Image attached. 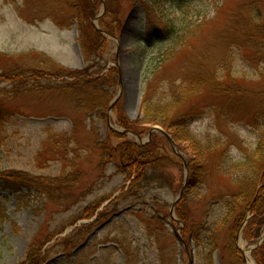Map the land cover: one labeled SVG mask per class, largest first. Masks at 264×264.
<instances>
[{
    "label": "rangeland",
    "instance_id": "374dc122",
    "mask_svg": "<svg viewBox=\"0 0 264 264\" xmlns=\"http://www.w3.org/2000/svg\"><path fill=\"white\" fill-rule=\"evenodd\" d=\"M82 1L0 0V264H32L34 243L38 248L33 251L40 249L38 256L45 259L41 264H245L240 243L250 249L257 264L253 254L261 240L260 246L264 243V227L255 244L245 238L254 204L234 246L229 226H221L220 205L210 204L234 191L238 167L233 164L250 156L264 133V58L243 45L247 0L87 3L93 27H100L95 19L104 8V14H116L120 20L117 40H110L105 55L107 71L118 70L111 67L118 56L123 76V95L109 122L108 112L105 120L96 113L102 96H96L93 77L88 85L77 87L69 86L73 80L66 78L67 71H81L93 63L77 41L75 23L85 17ZM169 29L181 39L165 36ZM34 72L45 74V79L32 77ZM119 89V84L112 89L110 103ZM146 92L163 104L181 98L174 117L186 119L183 126L191 140L176 145L188 168L166 143L167 158L154 167L159 181L140 198H122L100 221L103 205L126 194L131 180L119 158L101 164L98 140L113 133V146L124 141L148 143L149 133L139 141L123 133L128 130L122 125L141 118ZM119 135L124 139L116 138ZM192 147L217 150L215 161L181 203V211L198 227L217 222L222 253L215 252L213 262L203 244L196 247L184 236L186 223L177 215V206L171 214L185 181L189 186L195 177L197 155ZM215 162L226 169L224 174ZM31 177L66 178L68 196L50 190L55 196L51 198L37 187L20 185ZM263 188L260 182L254 198L263 194L259 192ZM152 202L164 216L160 220ZM88 208L89 214H84ZM75 220L76 225L68 226ZM75 226L89 227L76 240L88 239L87 244L56 246L74 233ZM61 229V235L47 242Z\"/></svg>",
    "mask_w": 264,
    "mask_h": 264
},
{
    "label": "trees",
    "instance_id": "16d2710c",
    "mask_svg": "<svg viewBox=\"0 0 264 264\" xmlns=\"http://www.w3.org/2000/svg\"><path fill=\"white\" fill-rule=\"evenodd\" d=\"M91 1L92 0L82 1L81 4L85 17H78V22L75 24H77L78 27L77 41L82 46V49L85 51V53L90 56L91 59H93V63L86 66L81 71H67L66 78L68 80H73L68 84L69 86L77 87L79 85L82 86L83 84L88 85L90 83L88 78L92 79L93 77V81L96 82V96L97 94L102 96V101L97 103L96 113L100 120H105L106 112L112 99V89L118 86L120 74L115 68L109 69L107 71L105 55L109 50L108 46L110 41L92 26L91 22L94 18V15L90 14L88 8L86 7L88 6L87 3H90ZM261 2V0H259V2H257V0H247L244 3L243 9L246 12L244 26L242 19L239 18L238 21L240 22L241 31L243 26V33H245L243 41L244 48L251 50L256 56L264 58V21L262 19L263 13L261 10ZM99 23L101 29L115 37L118 36L119 27L117 26L120 24V20H118L116 14L112 15L111 13H106L100 19ZM165 36L171 37L173 40H177L179 38L181 39V35H177L173 29H169L168 34ZM142 43L144 44L143 41ZM91 70H93L94 73H90ZM49 74L54 77L57 76L55 74ZM32 77L38 80H43L45 79V74L34 72ZM147 94L148 92L145 93L143 99L141 118L135 122L126 123V121H123L122 125H124L127 130L138 134L140 137L148 134L151 128L159 126L163 128L176 143L182 142L183 140L185 142L191 140V138L186 135L187 130L183 126L185 124L184 122H186V119L181 118L178 120V122L174 117L176 112L173 110L177 104H180L181 98H177L176 101H171L172 99H170L167 103L163 104L158 101H152ZM174 102L176 103L174 104ZM113 136H115V134L109 133L107 138L98 140L99 149L102 155L101 164L106 165L108 163H114L116 158H119L125 163V167L123 169L130 173L129 180H131V183L126 194H123L121 197L113 201L108 207L105 208V211L100 214V217L98 218L100 221L105 219L109 214H112L111 209L117 208L122 198H140L142 193L146 194L150 186L160 179L157 177L158 175L154 171V167L162 162V160L167 158V154H164V151L166 149L165 144L168 142L164 137L158 134L152 135L151 141L144 146L138 145L132 141H124L123 143H118L117 145L113 146ZM116 138L124 139V137L120 135ZM192 143H195L194 139H192ZM192 149L197 155L195 158L196 161L193 163V175L195 177L189 183L186 191H191L194 189V186L197 184V182L201 181V176L204 175L208 170L209 164H212L211 162L215 161V158L217 157V150L212 148L199 147L194 149V147H192ZM215 165H218L217 167L220 171H222V174L225 173L226 169H224L220 163L215 162ZM233 165H235V168L238 167V176L235 178L232 177V182L235 186L234 191L228 195L222 196L215 203L212 201L210 204L211 206L215 204L220 205V208L222 209L221 226L223 225L222 228L229 226L233 239L231 244L234 246L236 235L246 219L248 208L253 203L254 205L251 211L254 216L248 223V227L245 231V238L251 244H255L260 238L261 231L264 227V188L259 191L260 193L263 191V194H260L258 199L254 202L256 188L260 182H264V133H260L257 146L253 153L241 160L238 164ZM19 175L20 174L18 173L17 176ZM64 179L57 178L48 181L47 179L43 178L31 177L29 179H25V181H22V184L20 185L31 189L37 187L42 194L51 198L55 196L50 193V190L58 195L67 197L68 193L64 192V189H68L69 187H66L67 185L65 184L66 182ZM9 180L12 181L13 179L10 178ZM14 180L20 182V180ZM48 186H50V188ZM144 200L145 199H143V201ZM183 200L177 205L176 211L180 219L186 223V229L184 230L186 235L184 236L188 238L189 242L192 240L191 242L195 243L196 247H200L201 244H203L202 246L204 249L209 251V259L211 262H213V254L215 252L222 253V241L219 236L220 231L216 230L218 228L216 226L217 222L213 224L207 223L206 226L203 225L202 227H198V225L190 221V218L187 217L185 212L181 211L183 209L181 208V203L186 202ZM151 204L153 205V210L157 215L156 219L160 220V218L164 217L156 209L155 203L152 202ZM89 212L90 210L88 208L85 210L84 214H89ZM154 218L155 217H153V220H156ZM76 222L77 220L71 222L72 224H69L68 226L76 225ZM162 222L160 223L165 226L164 221ZM63 230L64 229H61L55 234L49 236L47 242H50L55 239L56 236L61 235ZM84 230L89 232V227L83 226L81 228H77L70 237L57 243L56 246H64L65 249H68L69 247L73 248L76 245V248L82 247L86 242H76V240ZM200 234H204L203 239H200ZM32 245V251L30 253L31 255L29 254V259L33 260L32 264H41L45 259L39 258L38 255H40V249L36 250L38 252L33 251V249L38 248V245L35 243ZM83 251L84 250L78 252L74 258ZM67 254L69 255L68 257H72L71 254ZM253 256L257 264H264V243L256 249Z\"/></svg>",
    "mask_w": 264,
    "mask_h": 264
},
{
    "label": "water",
    "instance_id": "95a60500",
    "mask_svg": "<svg viewBox=\"0 0 264 264\" xmlns=\"http://www.w3.org/2000/svg\"><path fill=\"white\" fill-rule=\"evenodd\" d=\"M103 3H104V2H103ZM104 13H105V8L103 9V12H102V13L96 18V22H98L99 18H100ZM95 26H96L97 29H99L98 26H97L96 24H95ZM101 32H102L106 37L116 40V38L112 37V36L109 35L108 33L104 32V31H101ZM115 66L118 68V70H119V72H120V81H119L120 90H119V93H118L117 97L112 101V103H111V105H110V107H109V109H108V114H107L108 122L110 121V114H111V112L113 111L114 107L116 106V104L119 102V100L121 99V97H122V95H123V91H122L123 76H122V70H121V68H120V64H119V62H118V56L116 57V64H115ZM109 127H110L111 130H113V131L115 130L113 127H111L110 124H109ZM123 133H125V134H129V135H132V136L136 137L139 141H141V140H140V137H139L138 135H136V134H134V133H132V132H130V131H124ZM153 133H160L162 136H164V137L166 138V140L170 143L173 152H174V153H175V154H176V155H177V156L183 161V163L185 164V167L188 168V166H187L186 162L184 161L182 155H181V154L179 153V151H178V148H177L176 143L172 140V138H171L168 134H166V132H165L163 129L156 127V128H154V129L150 132V134H149V139L151 138V136H152ZM187 184H188V179L185 181V184H184V186H183V188H182V191H181V193H180V196L178 197V199H177V200L173 203V205H172L171 214L174 213V208L176 207L177 203L180 202V200L183 198L184 193H185V191H186ZM110 202H111V201H109L108 203H106V204L104 205V207L107 206ZM80 224H82V223H80ZM176 235L179 236L177 232H176ZM179 241H182V239L180 238V236H179ZM262 241H263V240H261V242H262ZM259 245H260V244H259ZM244 262L246 263V258H245V257H244Z\"/></svg>",
    "mask_w": 264,
    "mask_h": 264
},
{
    "label": "bare ground",
    "instance_id": "6f19581e",
    "mask_svg": "<svg viewBox=\"0 0 264 264\" xmlns=\"http://www.w3.org/2000/svg\"><path fill=\"white\" fill-rule=\"evenodd\" d=\"M241 249L245 255L246 258V264H255L254 260L251 257V251L250 249H248V247H246L245 245H243L242 243H240Z\"/></svg>",
    "mask_w": 264,
    "mask_h": 264
}]
</instances>
